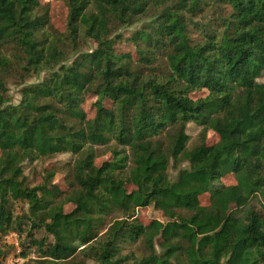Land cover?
<instances>
[{
  "label": "trees",
  "instance_id": "16d2710c",
  "mask_svg": "<svg viewBox=\"0 0 264 264\" xmlns=\"http://www.w3.org/2000/svg\"><path fill=\"white\" fill-rule=\"evenodd\" d=\"M64 2L60 33L39 0H0V49H15L0 55V237L23 238L27 264H264V204H251L264 196V0ZM189 124L201 127L191 148ZM102 148L111 159L97 166ZM60 155L69 188L54 170L30 186L25 165ZM151 205L165 220L142 224Z\"/></svg>",
  "mask_w": 264,
  "mask_h": 264
},
{
  "label": "rangeland",
  "instance_id": "374dc122",
  "mask_svg": "<svg viewBox=\"0 0 264 264\" xmlns=\"http://www.w3.org/2000/svg\"><path fill=\"white\" fill-rule=\"evenodd\" d=\"M40 4L43 6L49 7V16L52 25L56 28V30L60 33L67 32V15L68 10L66 7V4L64 0H39ZM211 14L208 15L209 18H211ZM135 27H132L130 29H120L118 32L125 37L130 36L133 29ZM95 44L92 41H88L87 43L82 45L83 51H88L92 48H94ZM115 50L117 53L126 54L129 53L135 60L137 58L135 48L133 45L127 42H121L115 45ZM15 49L13 47L9 48H3L0 49V55H6L8 57V60L12 61L14 59ZM73 58H71L72 60ZM46 76V73L43 72L40 74L39 77L32 75L27 78L26 83H32L37 82L44 78ZM6 81V87L8 91V96H10L13 100V103H17L19 100V90L20 87L17 86L18 80L7 78ZM260 83H264V74L261 76V78L258 80ZM207 95L206 91H199L191 93V97L193 99H198L205 97ZM96 98L95 96L89 95L87 96V99L85 103L83 104V109L86 111L89 118H92L94 116V107L93 103L95 102ZM105 105L109 106L110 104L105 101ZM201 132V127L195 125V124H189L187 127V134L189 136L188 141V148H191L196 143L199 142V134ZM218 141V137L212 133L208 132L206 134L205 143L208 146L214 145ZM99 150V157L96 160V165L100 166L103 162L109 161L111 159V153L108 149H98ZM71 156L69 155H60L52 159L44 160L35 162L33 164L25 165V175L27 176V180L30 186L38 185L42 182V176L45 175L44 171L48 170H54L55 176L53 178V184L58 186L61 190H67L69 188V169H68V163L71 161ZM172 176H175V171H172ZM71 178V177H70ZM220 183L225 186H231L235 185L236 181L232 174L225 176L220 180ZM126 189L128 192L132 191L134 188L130 185H126ZM200 203L203 206H207L209 204V195L205 194L200 197ZM252 205L259 206L260 204H264V196H256L252 198L251 200ZM72 205H66L64 207L65 212H69L72 210ZM16 212H19V207H17ZM120 216L118 212H114L110 214L107 218H105V222L108 224L109 222H112L116 219V217ZM136 216L138 217V220L142 223L147 225L152 220H159L164 221L165 218L163 217L162 212L156 210L152 205L146 208H140L138 209ZM106 224V225H107ZM12 235V234H10ZM11 240H14L12 238ZM25 241L22 238L17 237V243H18V249H20L18 252L22 253L21 251V243L23 244ZM0 250H5L6 254L15 253L14 246L7 245L4 243V240L2 237H0ZM14 251V252H13ZM130 252H134L136 255H139L142 253V247L140 244H132L128 247V249L125 250L124 254H128ZM34 253L35 258L36 254L34 250H31L27 252V254ZM86 264H95L92 261L87 262Z\"/></svg>",
  "mask_w": 264,
  "mask_h": 264
},
{
  "label": "built area",
  "instance_id": "2783aa9c",
  "mask_svg": "<svg viewBox=\"0 0 264 264\" xmlns=\"http://www.w3.org/2000/svg\"><path fill=\"white\" fill-rule=\"evenodd\" d=\"M12 238H14V240H11ZM3 240L7 245L14 246L15 253H5L4 257L0 261V264H27L29 260L35 259L34 253L24 256L22 253L18 252L20 249H18L19 247L16 235L12 234L5 236L3 237Z\"/></svg>",
  "mask_w": 264,
  "mask_h": 264
}]
</instances>
